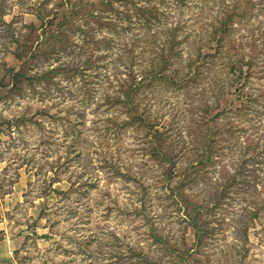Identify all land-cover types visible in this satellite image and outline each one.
Segmentation results:
<instances>
[{
	"label": "rangeland",
	"instance_id": "1",
	"mask_svg": "<svg viewBox=\"0 0 264 264\" xmlns=\"http://www.w3.org/2000/svg\"><path fill=\"white\" fill-rule=\"evenodd\" d=\"M115 1L0 0L18 264H264V0Z\"/></svg>",
	"mask_w": 264,
	"mask_h": 264
},
{
	"label": "trees",
	"instance_id": "2",
	"mask_svg": "<svg viewBox=\"0 0 264 264\" xmlns=\"http://www.w3.org/2000/svg\"><path fill=\"white\" fill-rule=\"evenodd\" d=\"M134 1L142 2V0H134ZM143 1L147 2L148 0H143ZM115 2H117V0ZM137 3L138 2H135V5H138ZM77 6H78V4H77ZM77 6H76V3H75L74 9H77ZM233 15H234V10L230 11L225 16L224 15L222 16L221 21L219 22V27L215 31L216 32V39H217V43L218 44H220L222 42V40L224 39L225 35L228 33V31H229V30H227L228 29V25H229V22L232 21ZM173 34L175 35V33H173ZM167 64L168 63H166V59H165V61L162 63V65L160 67L157 68V66H156L155 68H150V69L146 70L140 80H135L134 78L131 80L129 96L127 98V103L129 104L131 109H134V107L136 106L134 98L132 99L133 95L140 88L145 86L146 80L149 79L150 80V84L153 82L154 79L169 80L170 82L177 81L175 79V77H173V75H168V74H165L163 72L164 67L167 66ZM11 76L13 77V80L15 78V83H17L18 81H20L22 76H25V74L22 71H18V72L12 71ZM133 112L135 113L136 117H138V116L139 117H143V115H140L136 110H133ZM160 137H161V134H158L157 136H155V140L154 141L157 142L160 139ZM164 148L165 147L162 146V144L160 145V143H159L156 146V148H154V150L156 151V154H158L161 151V149H162V152L160 153L162 161L163 162L173 163L172 160H171V156L169 155V152L164 150ZM208 155H209V157H208L207 160L211 159V157H212L211 153H209ZM196 213H197V211H196ZM197 219H198V216L195 215L194 220H193V226L197 229V236L199 237L201 232H202V230H201L198 222L196 221Z\"/></svg>",
	"mask_w": 264,
	"mask_h": 264
},
{
	"label": "crops",
	"instance_id": "3",
	"mask_svg": "<svg viewBox=\"0 0 264 264\" xmlns=\"http://www.w3.org/2000/svg\"><path fill=\"white\" fill-rule=\"evenodd\" d=\"M19 241V238L9 235L4 222H0V264H18Z\"/></svg>",
	"mask_w": 264,
	"mask_h": 264
}]
</instances>
